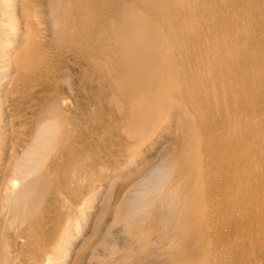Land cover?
Segmentation results:
<instances>
[{
	"label": "bare ground",
	"instance_id": "1",
	"mask_svg": "<svg viewBox=\"0 0 264 264\" xmlns=\"http://www.w3.org/2000/svg\"><path fill=\"white\" fill-rule=\"evenodd\" d=\"M0 264H264V0H0Z\"/></svg>",
	"mask_w": 264,
	"mask_h": 264
},
{
	"label": "rangeland",
	"instance_id": "2",
	"mask_svg": "<svg viewBox=\"0 0 264 264\" xmlns=\"http://www.w3.org/2000/svg\"><path fill=\"white\" fill-rule=\"evenodd\" d=\"M136 189H138V188H136ZM112 199H113V196H112ZM107 217H108V216H106L105 219H106Z\"/></svg>",
	"mask_w": 264,
	"mask_h": 264
}]
</instances>
